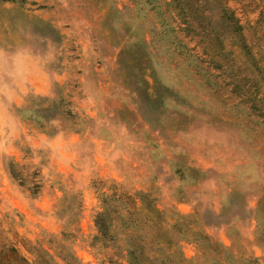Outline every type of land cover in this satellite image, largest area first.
Listing matches in <instances>:
<instances>
[{"label":"rangeland","instance_id":"obj_1","mask_svg":"<svg viewBox=\"0 0 264 264\" xmlns=\"http://www.w3.org/2000/svg\"><path fill=\"white\" fill-rule=\"evenodd\" d=\"M114 191L186 217L184 264H264V0H0V241L128 264L93 240Z\"/></svg>","mask_w":264,"mask_h":264},{"label":"trees","instance_id":"obj_2","mask_svg":"<svg viewBox=\"0 0 264 264\" xmlns=\"http://www.w3.org/2000/svg\"><path fill=\"white\" fill-rule=\"evenodd\" d=\"M223 16L240 29L238 20L229 7L223 8ZM10 173L22 183L21 177L11 165ZM107 199H114L121 206L116 210L107 203ZM166 213L157 207L155 199L149 193L138 192L132 197L127 193L114 191L100 200L99 211L94 217L97 235L93 240L100 241L103 248L114 250L104 258L108 263L112 262L113 256L116 255L128 264H184L176 255L177 245L172 239L171 232L180 234L192 230L183 215L175 213L173 218ZM119 227L121 231H118ZM137 230L140 232L137 233ZM200 237L198 258L202 259V264H222L223 259L226 262L237 261L239 264L255 263V258L252 256L243 257L242 253L235 256L218 242L206 236ZM89 246L93 247L92 243ZM54 250L55 254L52 255L48 251L33 247L32 251H28L32 255L30 261L15 246L0 241V264H81L70 249L66 250V244L58 242Z\"/></svg>","mask_w":264,"mask_h":264}]
</instances>
